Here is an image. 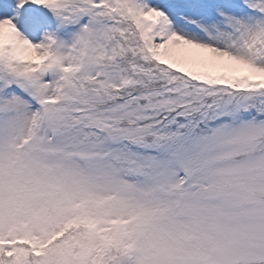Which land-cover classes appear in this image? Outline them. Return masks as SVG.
I'll return each instance as SVG.
<instances>
[{"label": "snow or ice", "instance_id": "snow-or-ice-1", "mask_svg": "<svg viewBox=\"0 0 264 264\" xmlns=\"http://www.w3.org/2000/svg\"><path fill=\"white\" fill-rule=\"evenodd\" d=\"M0 264H264V0H0Z\"/></svg>", "mask_w": 264, "mask_h": 264}]
</instances>
